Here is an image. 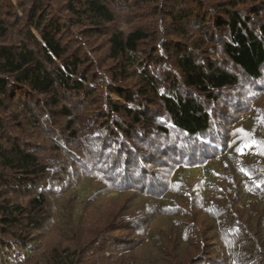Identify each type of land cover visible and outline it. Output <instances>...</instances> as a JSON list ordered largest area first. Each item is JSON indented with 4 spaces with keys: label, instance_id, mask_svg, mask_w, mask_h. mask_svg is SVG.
<instances>
[{
    "label": "trees",
    "instance_id": "1",
    "mask_svg": "<svg viewBox=\"0 0 264 264\" xmlns=\"http://www.w3.org/2000/svg\"><path fill=\"white\" fill-rule=\"evenodd\" d=\"M53 1L31 0L24 18L26 2L0 0V264H264V0H63L62 13ZM128 10L156 19L107 26ZM94 29L107 33L98 59L83 40ZM242 81L248 104L223 135L216 110L237 104L223 97ZM171 132L195 140L170 148L180 159L159 149ZM164 158L173 162L156 171ZM122 191L149 203L86 235L63 225L60 247L40 253L46 224L77 217L68 193ZM249 194L262 207L257 226ZM198 213L216 223L211 242ZM169 216L175 234L154 228Z\"/></svg>",
    "mask_w": 264,
    "mask_h": 264
},
{
    "label": "rangeland",
    "instance_id": "2",
    "mask_svg": "<svg viewBox=\"0 0 264 264\" xmlns=\"http://www.w3.org/2000/svg\"><path fill=\"white\" fill-rule=\"evenodd\" d=\"M22 1L26 2V4H25V12L22 14V16L24 18H26L25 15L29 14V12H30V10L32 8V3H31V0H22ZM53 2H52V4H53ZM159 3L160 4L158 6L161 5V1ZM65 4L66 3L63 0H59V1L55 2L54 7L58 10L59 13H62V10H64V8H65ZM169 4H170L169 2H167V4H166V8H168V9H169V7L171 8V4L170 5ZM15 9H17V8L15 7ZM126 13H127V16L124 17V19H123V16H125ZM152 13L154 14V13H156V11H152ZM66 14H68V13H66ZM121 17H122V19L120 18V20H118L120 25H117L118 24L117 23L116 26H113L112 24H108L107 26H109L110 29L117 28V26L118 27L120 26L121 28H125V29H130V28H133L132 27L133 25L139 26L138 24H143V22L144 23L147 22L148 24L149 23L151 24L152 20L156 19L155 17L150 18L149 16H147L149 21H140L138 19V18H140V15L138 14V12L136 10H134L132 12L130 10L125 11L122 14ZM9 20H11L10 23L13 26V23H12L13 20L12 19H9ZM167 20L169 21L170 19H167ZM71 31L74 32L73 29ZM71 31L65 29V32L62 35V37L69 39L70 45H72L73 42H74V41H72L73 36H70L71 33H69ZM94 31H96L97 34L92 35L89 38H87L85 36V37H83V40H84V44L90 48V50L94 53V55L98 59L99 55L103 56L104 53L106 52L107 46H106V43H105L104 39L106 38L105 36H106L107 33H105V31L102 30V31H100V35H98L99 30L98 29H94ZM20 32H24V29L22 27H21ZM105 68H108V65L105 66ZM247 85H248L247 83L242 81L239 86L226 89L227 96H225V98L223 97V99L225 101L229 100V102L236 101L237 99H238V101H236L237 104H235V106H232V107H229V105H227L229 103H226V104L224 103L225 105H223L222 108H221V110H224L223 112L222 111L221 112H217V110H216L217 114H219L220 116H223L225 118V120L226 119L228 120L226 123H223L224 126L222 127V130L219 129V127H217V130L223 131V135L225 134V132H226V134L228 132H231L230 130H232V127H233V125H234V123L236 121V118L238 117V115L242 111L245 110V107L248 104L247 99L249 98V93L245 89V87ZM220 96H222V93H220ZM67 102L69 103V101H67ZM70 102L72 103V101H70ZM259 103H260L261 106H263V110H264V99L260 100ZM78 105H82V104H78ZM73 112H75V114H76L75 108L73 109ZM64 118L65 117L57 118V121L58 122H63L62 120H65ZM80 118H81V121L84 119L83 117H80ZM263 120H264V118H263ZM219 122H220L219 124L222 125V121H219ZM170 128H172V127H170ZM172 129H174V128H172ZM172 132H174V130ZM172 132H171V135L169 136V141H167V142H170V143H166V144L160 143L159 149H161V151L162 150L165 151V155L167 154L166 156H169L170 158L174 159L175 156L177 158L180 156L179 155L180 152L179 153H175L174 149H172V151H170V148H176L178 151L179 150L181 151V148H178V144L179 143H187V144H189V143H191L192 141H195V140L183 137L181 134H180L181 135L180 138L174 140L177 133L175 132V134L172 135ZM146 140H147V142H149V144H144V146H148L147 150L155 151L156 147H155L154 144H152V142H156V141H152V138L151 139L147 138ZM156 140H159V139L156 138ZM88 141L90 142V145L93 147L94 143H95L94 142L95 140L90 139ZM150 145H152V146H150ZM168 148H169V150H167ZM74 150L76 151L78 149L76 147H74ZM77 154L80 155L79 152ZM81 156H82L83 160L84 159H85V161L94 160V162L97 163V164L102 161V159L99 158L97 156V154H95L94 152H92V154H91L90 151L86 150V149L83 150V153L81 152ZM180 157H182V156H180ZM178 159H180V158H178ZM153 161H155V160L153 159ZM76 162L78 163L79 166L83 165V163H80L81 164L80 165L78 161H76ZM169 162H173V161H170L169 159L164 158L163 159V163L162 162H160V163L156 162L153 165L155 166L156 169L161 168V169H158L156 171H161L162 170L161 172L164 173L165 169H167V167L163 168L161 166L162 165H167ZM77 163H75V164H77ZM98 165H100V163ZM98 167H102V166H98ZM100 169H102V168H100ZM199 173H200L199 169H195V170L191 171V174L194 175L195 177L199 176ZM159 180L160 181H158V183L162 182L161 179H159ZM111 193L108 192V193H106V195H103L100 198H93V197H90L92 193L88 192L87 195L83 194V196L80 197L79 201L75 200L76 196H75L74 193H68L66 195V197L63 199V203L65 205H67V209H68L69 212L74 211V213L77 216V217H75V218H77V220H75L73 215L70 213L71 215H70L69 218H71V221H70V223L69 222L65 223L64 217H67V216H66L65 212H63V214H62L63 220L61 219V217H59V219H56V222H50L49 224H46V230L47 231L45 233L44 232H42V233H44L43 236L46 237L47 241H50V242L47 243V245L45 244L41 248L40 253L43 256H47V255L49 256L51 248H54V246H59L60 247V243H62V240H63L61 238L60 231H61V228H62L63 225L69 226L70 228L73 227V229L75 230V231L74 230L73 231L77 232L78 234L81 233V234H85L86 235L87 234V230H86L87 228L91 229V228H94V227H99V225L103 226L105 224V222L109 221L108 223H111V222L115 221L116 218H120V216H126V215H130V214H137L138 210H140L144 206L142 202L145 199L142 198V197L141 198H137L135 193L127 194V192H124V191L119 192V193H115L114 195L111 194ZM9 197L13 198V197H16V196L12 197V194H11L7 198H9ZM136 199H137V201H136ZM138 199H140V200H138ZM131 200H132V202H131ZM146 200L144 202H146ZM54 201H55V199H54ZM182 201H183V199H182ZM255 201H256V198L252 197L251 194H249V195H245V199H244L243 202H245V206H248L247 208H251V209L253 208V209L256 210L257 215H258L257 221L256 220H252V216H251L250 219H251V224H255V226H257L258 221H260L259 217H261V215H260L259 212L262 210V207L257 206V205L252 207V203L251 202H253V204H254ZM57 202L59 203V201H57ZM75 202L76 203L78 202L79 204H77V206H76ZM147 202H148V200H147ZM145 204L147 205V203H145ZM257 210H259V211H257ZM243 211L244 210H241L240 214H241L243 220L246 221L248 212L245 210V215H243V213H241ZM83 214H85L84 217L82 216ZM143 214L148 215L149 211H144ZM146 215H143L142 216L143 218L141 220L136 221V223L137 224L139 223V225H140V226L138 225V227L142 228L141 226L146 225L145 221H144V220H146ZM169 218H170L169 221L171 222V224H169L168 222L162 221L158 225L159 221H161V220H159L157 222V225H156V226H159V227L157 228V227L154 226V228L156 230H159V228L161 226H165L167 224L168 227H166V229H167L166 233L175 234L176 232L173 233L175 231V229L171 226L173 224L172 223V219H171L170 216H169ZM154 220H156V218L153 219L152 223L155 222ZM196 220H197L198 224L203 225V228H204V231H205L204 232L205 239L207 238L211 242V240L214 239V237L216 236L215 233L217 232L216 231L217 229L214 230V227L216 226L215 225L216 223H214L213 220L209 219V217H207L203 213H198V215L196 216ZM117 222H120L119 225L125 224V220L124 219H119V221H117ZM109 226H108V228H110ZM78 230H80V231L78 232ZM117 233L120 234L121 236L125 237V238L126 237L127 238L130 237V233L126 232L124 229H123V231H122V229L118 230ZM178 234H179V232H178ZM168 238H171V236L169 235ZM168 238H167V241L171 240V244L175 247V245L173 244V243H175V241L174 240L172 241V239H168ZM214 243H216V241ZM100 246L101 247L105 246V244L104 245H100ZM100 246H99V248H100ZM178 251H179V247H178ZM181 252H183V251H180L179 254H181Z\"/></svg>",
    "mask_w": 264,
    "mask_h": 264
},
{
    "label": "bare ground",
    "instance_id": "3",
    "mask_svg": "<svg viewBox=\"0 0 264 264\" xmlns=\"http://www.w3.org/2000/svg\"><path fill=\"white\" fill-rule=\"evenodd\" d=\"M178 83V82H177ZM176 83V85H177ZM180 84V83H179ZM161 85V84H160ZM167 86V85H166ZM180 86V85H179ZM169 89V88H168ZM169 92V91H168ZM162 95V94H161ZM223 96V95H222ZM138 98V97H137ZM150 100V99H149ZM144 103V102H143ZM146 103V102H145ZM148 106V105H147ZM167 117V116H166ZM163 120V119H162ZM131 127V126H130ZM177 132V131H176ZM116 137V136H115ZM113 138V137H112ZM107 158V157H106ZM144 158V157H143ZM110 160V159H109ZM102 166V165H101ZM263 180V179H262ZM142 185V184H141ZM135 211V210H134ZM141 235V234H140ZM3 237V236H2Z\"/></svg>",
    "mask_w": 264,
    "mask_h": 264
},
{
    "label": "snow or ice",
    "instance_id": "4",
    "mask_svg": "<svg viewBox=\"0 0 264 264\" xmlns=\"http://www.w3.org/2000/svg\"><path fill=\"white\" fill-rule=\"evenodd\" d=\"M239 131H243V130H239ZM246 147H251V144H249V145H246ZM242 151V150H241Z\"/></svg>",
    "mask_w": 264,
    "mask_h": 264
}]
</instances>
